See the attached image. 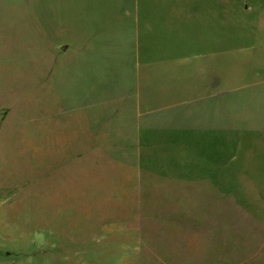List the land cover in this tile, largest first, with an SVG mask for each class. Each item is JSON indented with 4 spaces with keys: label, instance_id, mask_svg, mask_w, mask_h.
I'll return each mask as SVG.
<instances>
[{
    "label": "rangeland",
    "instance_id": "374dc122",
    "mask_svg": "<svg viewBox=\"0 0 264 264\" xmlns=\"http://www.w3.org/2000/svg\"><path fill=\"white\" fill-rule=\"evenodd\" d=\"M15 1L0 261L264 264V0Z\"/></svg>",
    "mask_w": 264,
    "mask_h": 264
},
{
    "label": "crops",
    "instance_id": "0c3cea01",
    "mask_svg": "<svg viewBox=\"0 0 264 264\" xmlns=\"http://www.w3.org/2000/svg\"><path fill=\"white\" fill-rule=\"evenodd\" d=\"M214 1V4H220V5H223L224 7H225V10H224V12H228V10H227V8H228V1L227 0H213ZM241 1H243V0H232V3H233V5L234 6H232V7H234V9H236V7H237V2H241ZM245 1H247V0H244V3H245ZM250 2H251V6H247L246 7V9H251V7H252V3L254 2V0H249ZM2 2H11V3H17L15 0H0V3H2ZM236 5V6H235ZM185 7H186V4L184 5ZM183 5L182 6H176V9H175V13H177L176 15H185L184 13H186V12H188L189 10H190V8H188V9H186L185 7H184ZM199 8V7H198ZM198 8H195V9H198ZM233 11V10H232ZM13 13V11H9V12H2V11H0V26H2V23H3V19H4V15H8V13ZM230 12V11H229ZM11 13V14H12ZM233 13L235 14L236 13V10H234L233 11ZM2 15V16H1ZM6 18V17H5ZM7 20H9L8 18H6ZM7 24H8V21L6 22ZM13 29V28H12ZM3 32V31H2ZM3 42H5L4 40H3ZM82 43H83V41L82 42H80V40H78V44H77V46H76V49H74V51H72V52H70L69 54H74V52L75 51H78V52H81L82 51V49H84L83 48V46H81L82 45ZM84 43H86V40L84 41ZM64 46L62 47V49L61 50H64ZM3 50H4V47H3ZM60 63V62H59ZM57 66V65H56ZM55 68V67H54ZM54 68L52 69V71H49L48 72V74L47 75H45L43 78H44V80L45 81H47V80H49V78H51L52 77V73H53V71H54ZM153 69V68H152ZM152 75V73H151V66H144L143 67V69H142V74H141V76L139 77V78H135L134 79V81H138V82H140V83H147V81H152V82H167V80H169L170 78H166V79H156V77H154L153 75H152V79H149L148 77H150ZM183 80H186L187 82H189V81H193V79L192 80H189V79H187V78H183ZM134 91V90H133ZM132 92V91H131ZM133 95V94H132ZM127 97H131V95L129 94V95H123V94H121V95H119V97H117L116 95H112V96H109V99L110 100H115V99H123V100H127ZM135 97V96H134ZM135 99V98H134ZM140 99V98H139ZM89 100H93V99H89ZM81 106H88V100H85L84 101V103H83V105H81ZM100 108H102V109H104V108H107V106H105V105H103L102 107H101V105H100ZM100 108H95V109H97L96 110V113H95V115L92 117V120L90 119V117H89V114L86 112V114H82V116H83V118H84V124H85V126L86 125H89L90 126V128L89 127H87L88 128V130H84L85 131V134L87 135V137H90V140L93 138H98V135L96 134L97 132H98V130H94V128H93V126H92V123L93 122H99V118H98V114H99V109ZM109 108V107H108ZM90 109V107L88 108V109H86V111L87 110H89ZM83 113H85V112H83ZM115 112H114V110L112 111H110V108H109V110H108V112H107V114L106 115H112V114H114ZM86 128V129H87ZM84 133V132H83ZM93 133H94V135H93ZM90 144H92V143H89V145ZM78 145H80V144H78ZM9 257H12V256H9ZM9 257H7V258H9ZM7 258L4 260V261H0V264H29L26 260H24V263H16V262H14L13 260H11V261H9V260H7Z\"/></svg>",
    "mask_w": 264,
    "mask_h": 264
}]
</instances>
